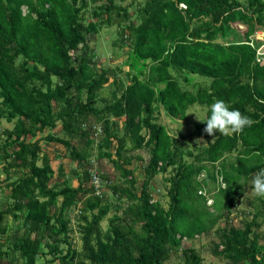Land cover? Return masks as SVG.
<instances>
[{
    "label": "trees",
    "instance_id": "16d2710c",
    "mask_svg": "<svg viewBox=\"0 0 264 264\" xmlns=\"http://www.w3.org/2000/svg\"><path fill=\"white\" fill-rule=\"evenodd\" d=\"M103 28L113 29V56L124 54L112 68L89 47ZM256 33L264 0H0V120L11 124L0 130V264H203V253L264 264V198L245 196L264 169ZM216 99L252 125L208 136ZM193 107L203 117L187 141L203 144L156 121L158 109L184 121ZM94 142L119 179L98 194L87 169ZM59 157L75 163L67 176L53 168ZM157 175L165 205L152 196ZM72 211L79 249L69 244Z\"/></svg>",
    "mask_w": 264,
    "mask_h": 264
},
{
    "label": "rangeland",
    "instance_id": "374dc122",
    "mask_svg": "<svg viewBox=\"0 0 264 264\" xmlns=\"http://www.w3.org/2000/svg\"><path fill=\"white\" fill-rule=\"evenodd\" d=\"M114 39V33H113V29L112 28H108L105 29L103 28L97 36H90L89 40V47L91 49V51H93L95 53L96 56V60L97 65H102L103 67H107V68H112L114 67V65H117L120 61H121V55H124L121 50L120 52H116V57L113 56L112 54V49H110L109 44L110 42ZM255 40L257 41H262V43L256 48V58L259 60V64L262 65L264 64V33H256ZM254 45V44H253ZM198 117V119L200 120L203 117V111L201 109H199L198 107H193L190 108L186 114V118L184 121H178V120H173L170 119L168 116H166L163 111L161 109H158L157 115H156V121L163 125L165 127V129L167 130V132L170 135H175L176 133L180 132L183 134L185 140L187 143H190L192 145H200L203 144V141L201 138H192L189 139L187 141V137L190 133V125L191 123H194L196 121H198L195 117V115ZM120 122H117V127H119ZM119 124V125H118ZM11 127V124L6 123L4 121L0 120V130L3 129H9ZM120 129V128H119ZM48 131L44 130V132L42 134L37 135V137H42L44 136ZM54 135L60 136L61 133L59 132V127H56L53 131H51ZM120 132V131H119ZM1 140V138H0ZM95 144L96 142H94L91 145V151L89 152L90 154V158H89V164L87 166L88 171H94L96 172L98 175H107L109 180H102L100 187L102 188V190H104L105 184L111 180H115L116 182H119L118 179V173L112 168V166L107 162V160L105 159H101V160H96L95 157ZM40 145H42V147L46 146V149L52 153V155H54L55 153H61L64 154V149L60 146V145H55V146H50V145H46L44 144V142H40ZM65 155V154H64ZM133 155H139L143 161L145 162L147 160V153L144 150H139L136 152H133ZM53 165V168L55 167V165H57L58 163H61L65 169L64 171V176H67L69 173V170L71 168L75 167V163L70 162L69 159H66L65 157H59L56 160L51 162ZM137 162L134 159L132 162L131 167L134 168V172L133 175L136 179V187L139 185L140 180H141V173L137 167ZM4 174L0 171V180L3 179ZM54 178L58 181H60L61 179H58L57 176L55 175ZM72 185H74V181H71ZM162 182H161V175H157L153 182L150 184V188L152 191V196L154 199H157L161 202V204L165 205L166 204V199L164 197V192L162 190ZM245 196L248 197H252L253 193L251 189H246L245 191ZM3 192L0 193V202L3 201ZM244 205L241 203V205L238 207V211L243 207ZM238 211L233 212L232 213V217L233 218L232 222L233 224H237L238 222V218H236L238 216ZM75 215L76 212L72 211L70 213L69 219V226L71 228V235H70V241L69 244L72 245V247H74L75 249H79L80 247V242H79V235L76 232V228H75ZM262 221V229H264V219L261 220ZM102 228H104L105 224L102 223L101 224ZM198 242V243H197ZM205 242L204 239H202L201 241H194L193 245L195 247H197L200 243ZM190 243L183 241L181 243L182 247H187ZM202 256L204 257V262L203 264H214L215 260L212 259L210 256H208L206 253H203ZM6 264V263H5Z\"/></svg>",
    "mask_w": 264,
    "mask_h": 264
},
{
    "label": "clouds",
    "instance_id": "9594fccd",
    "mask_svg": "<svg viewBox=\"0 0 264 264\" xmlns=\"http://www.w3.org/2000/svg\"><path fill=\"white\" fill-rule=\"evenodd\" d=\"M209 111L210 116L206 115L202 123L206 125L203 129L204 133L210 137L215 138L217 133L225 136L240 133L253 123L249 117L243 115L238 109H230L229 105L222 99H216L210 105ZM195 117L200 121L196 115ZM250 183L252 193L256 197L264 198V169L256 172Z\"/></svg>",
    "mask_w": 264,
    "mask_h": 264
},
{
    "label": "built area",
    "instance_id": "2783aa9c",
    "mask_svg": "<svg viewBox=\"0 0 264 264\" xmlns=\"http://www.w3.org/2000/svg\"><path fill=\"white\" fill-rule=\"evenodd\" d=\"M90 176H91V182L93 184L94 193L98 194L100 190L99 187L101 185V180L95 172L91 171ZM97 178H98V182H97Z\"/></svg>",
    "mask_w": 264,
    "mask_h": 264
}]
</instances>
